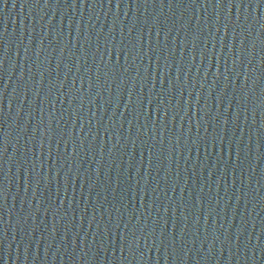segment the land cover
Returning a JSON list of instances; mask_svg holds the SVG:
<instances>
[{
  "label": "water",
  "instance_id": "95a60500",
  "mask_svg": "<svg viewBox=\"0 0 264 264\" xmlns=\"http://www.w3.org/2000/svg\"><path fill=\"white\" fill-rule=\"evenodd\" d=\"M0 264H264V0H0Z\"/></svg>",
  "mask_w": 264,
  "mask_h": 264
}]
</instances>
